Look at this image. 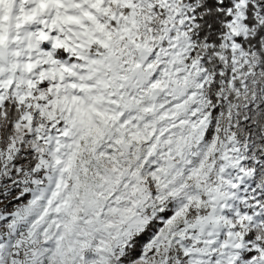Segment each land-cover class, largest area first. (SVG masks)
Returning <instances> with one entry per match:
<instances>
[{"label":"snow or ice","instance_id":"1","mask_svg":"<svg viewBox=\"0 0 264 264\" xmlns=\"http://www.w3.org/2000/svg\"><path fill=\"white\" fill-rule=\"evenodd\" d=\"M0 264H264V0H0Z\"/></svg>","mask_w":264,"mask_h":264}]
</instances>
